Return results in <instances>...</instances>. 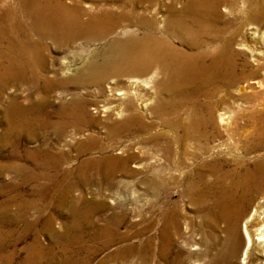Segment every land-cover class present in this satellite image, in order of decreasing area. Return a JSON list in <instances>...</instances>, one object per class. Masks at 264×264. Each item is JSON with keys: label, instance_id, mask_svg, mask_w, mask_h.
I'll return each mask as SVG.
<instances>
[{"label": "bare ground", "instance_id": "6f19581e", "mask_svg": "<svg viewBox=\"0 0 264 264\" xmlns=\"http://www.w3.org/2000/svg\"><path fill=\"white\" fill-rule=\"evenodd\" d=\"M88 1L0 0V97L10 85L29 89L26 105L17 93L2 101L6 136L16 132L34 138L46 128L60 136L67 127L80 131L97 123L80 92L69 98H52L51 93L67 86H95V92L102 93L110 79L105 96L108 101L119 100L116 106L112 103L110 113L120 120L112 121L105 133L108 138L132 129L151 134L147 141L156 164L148 168L145 185L151 209L159 215L143 242H126L113 256L135 255L130 264H264V156L249 157L264 146L248 140L264 134V119L251 114L244 127L232 123L223 132L237 136L238 143L215 144L211 139L222 133L214 121L217 109L204 99L247 77L245 65L240 68L236 62L239 53L234 52L232 37L222 35L226 22L219 8L232 6L233 1ZM50 50L67 52L72 59L64 58L55 67ZM150 83L155 102L148 110L151 100L141 92ZM51 106L54 109L48 111ZM140 110H148L158 121H145ZM158 125L166 131L152 133ZM6 136L0 140L7 141ZM95 140L90 138V143ZM78 147L82 151L84 144L79 142ZM135 147L128 144L122 156L101 159L93 167L95 173L110 184L118 172L137 175L128 168L142 157V150L135 152ZM60 158L52 160L57 163ZM173 187L199 219L195 227L189 222L182 226L179 204L170 196ZM103 232L101 247H108L114 228ZM98 248L91 246L86 252L96 253Z\"/></svg>", "mask_w": 264, "mask_h": 264}, {"label": "rangeland", "instance_id": "374dc122", "mask_svg": "<svg viewBox=\"0 0 264 264\" xmlns=\"http://www.w3.org/2000/svg\"><path fill=\"white\" fill-rule=\"evenodd\" d=\"M121 1L107 3L115 4ZM232 1V6L222 4L221 9L219 8L226 22L222 35L232 37L234 52L239 53L236 62L240 68L245 65L243 69L247 77L235 87L221 88L216 95L204 98L217 109L214 121L222 133L211 139L213 143L216 142L215 144L238 143L237 136L228 131L223 132L227 126L232 127L236 123L238 127H244L243 124L251 114H260L264 119V12H262L264 0ZM84 3L91 1L83 0ZM139 10L140 8L137 9ZM49 55L55 60V67H58L64 58L72 59L67 52L50 50ZM109 81L111 80H106L103 84L102 93L95 92V86L84 88L67 86L65 89L56 88L51 93L52 98L63 96L69 98L71 93L80 92L88 101L89 115L98 120L95 124L82 126L80 131H73L67 127L60 136L51 128L38 130L41 133L34 138H28L30 134L26 137L16 132L6 136L5 109L3 110L2 101H7L9 95L17 93L19 100L26 105L29 89L27 85H10L2 92L0 139L3 140L6 136L7 141L0 140V264H7L8 260L11 264H81L83 261H86L85 264H130L136 261L135 255L125 259L113 255L126 242H143L151 233L148 229L150 223L157 222L159 218L157 211L151 209V195L145 185L149 176L148 168L156 164L152 160L155 152L147 141L151 135L148 132L132 129L129 133H120L114 138L107 137V126L112 121L120 120V117L110 113L119 100L108 101L105 96L111 85ZM141 93L144 94L143 98L151 100L148 101L149 110L155 102L152 97L153 84L150 83ZM53 109L54 106H51L48 111ZM148 110H140L144 113L145 121L157 122L158 119L155 120L149 115ZM222 117L224 121L220 122ZM153 131L154 133L166 131V128L158 125L151 130L152 133ZM90 138L96 139V143H90ZM258 138L249 137V143L264 146V134ZM79 142L84 144L82 151L79 150ZM128 144L138 147L134 148L135 152L142 150V157L128 164L130 170L138 171L137 175L130 176L118 172L110 184L95 173L93 167H97L101 159L107 156H122V149ZM254 154L264 156V147L256 153L249 154V157L255 156ZM59 155L61 158L56 163L53 158ZM80 167L83 169L82 172H79ZM170 196L172 201L179 204L182 226L185 227L189 222L191 227H195L199 219L195 218L187 199L180 198L178 189L174 187ZM120 217L123 219L119 223ZM106 227L110 231L114 228L115 234L108 247H101L103 229ZM136 231L141 233L136 235ZM183 231L185 232L184 229ZM255 234L258 235L259 231ZM122 235L127 236V239L122 240ZM91 246L99 247L98 252L87 253L86 248Z\"/></svg>", "mask_w": 264, "mask_h": 264}]
</instances>
